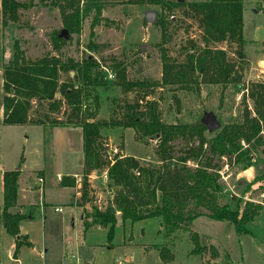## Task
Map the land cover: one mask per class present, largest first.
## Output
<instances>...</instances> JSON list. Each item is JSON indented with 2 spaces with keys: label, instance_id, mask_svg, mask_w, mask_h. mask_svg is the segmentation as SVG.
Masks as SVG:
<instances>
[{
  "label": "rangeland",
  "instance_id": "obj_1",
  "mask_svg": "<svg viewBox=\"0 0 264 264\" xmlns=\"http://www.w3.org/2000/svg\"><path fill=\"white\" fill-rule=\"evenodd\" d=\"M18 1L23 3V7L19 9L17 21L3 24L0 18L1 66L11 57L14 42L17 41L25 57L29 59L44 55H58L61 59H80L91 54L101 62V57L115 55L124 60L129 79L159 81L162 73V48L170 59L182 61L185 51L202 44V32L196 18L186 15L183 7L170 12L174 16L166 18V30L162 34L156 22L144 19L146 9L154 10L156 17L159 16L158 6L145 7L127 1H109L105 3L97 22L93 20L92 15H88L82 20L79 32L67 31L63 37L59 34L65 27L60 8L56 4L50 0ZM255 7L250 0H243L245 36L250 37L254 27L263 24L264 10L255 14ZM93 22L96 23L92 26ZM57 35L64 38V42H56L60 45L58 50L53 47L54 37ZM89 41L101 44V50L89 52ZM211 46L227 51L228 59L234 63V70L241 76V81L229 84L199 82L197 86L193 85L192 90L170 84L155 86L146 99H157L163 121H203L208 113H212L218 124L215 129L217 131L226 123L240 121L245 110L252 111L254 104L247 95L246 87L251 82H264V44H245L241 49L242 57L239 56V46L234 43L222 41ZM103 70L107 84L98 90L99 110L95 119L108 118L113 108H119L126 101L133 102L136 95L133 91L123 92L113 83V73L109 69ZM61 78H67V74L63 72ZM89 103L93 107V102ZM140 104L143 105L144 101ZM43 105L42 110L46 111V105ZM67 109L62 105L59 111L49 115L65 120ZM39 110L36 100H32L29 111L31 117L36 118ZM1 118L2 111L0 169H13L20 164L26 179L43 176L46 170L49 176L47 182H52L56 169L71 171L79 164L77 158L83 155L80 127L50 126L46 122L44 125L4 124ZM215 130H208L206 134L212 135ZM102 142L105 143V154L109 157L115 154L133 155L142 164L156 162V139H139L132 128L105 127L102 129ZM182 147L181 141L175 142L176 155L181 154ZM52 155L58 156L53 159ZM21 156L25 159L21 160ZM254 157L255 170L251 174L242 172L241 166L232 160L220 159V202H228L232 208H241L246 200L261 202L264 206V178L253 180L255 176L264 173V154L260 152L254 154ZM39 164L43 166L42 170L38 167ZM61 177L62 175L60 180ZM73 177L75 185L70 191L78 200L82 172ZM42 178L45 182L44 177ZM89 184L90 200L86 203L87 210L91 205H100L103 208L112 201L114 188L108 184L105 172H91ZM2 197L1 191L0 201ZM71 198L75 200L73 195ZM45 208L42 218L35 209L31 220H21L20 229L28 234V238L33 236L35 241L40 236L43 238L48 249L45 255L46 264H64L61 253L66 254L68 251H73L76 255L79 253L82 264H118V261L119 264H264V210L245 224L249 233L241 234L236 232L233 223L228 220H216L206 215L195 218L191 228L198 230L200 235L203 251L199 254L191 252L193 242L188 232L179 230L176 234L165 236L159 217L120 222L116 224L112 237L108 239L106 227L93 226L84 229L77 213L68 215L69 207H64L62 212L54 211L48 206ZM78 237L81 240L77 239ZM62 238L66 240V247L62 244ZM215 238L222 246L217 248L218 256L209 249ZM10 239L11 236L0 238V264L4 263L1 255L5 254ZM75 245L77 249H74ZM130 252L135 255L131 262L127 259Z\"/></svg>",
  "mask_w": 264,
  "mask_h": 264
},
{
  "label": "trees",
  "instance_id": "obj_2",
  "mask_svg": "<svg viewBox=\"0 0 264 264\" xmlns=\"http://www.w3.org/2000/svg\"><path fill=\"white\" fill-rule=\"evenodd\" d=\"M60 8L65 29L69 33L79 32L82 20L92 15L97 20L106 2L127 1L145 7L158 6L156 24L162 34L166 30V18H172L174 9L183 7L186 15L195 17L201 28L200 46L185 51L182 61L172 60L165 49H161L162 73L159 81L129 79L124 60L115 55L101 57L85 55L80 59H61L58 55H44L35 59L25 57L17 41L14 42L11 57L0 65V111L4 124H42L50 126L74 125L81 128L83 169L79 199L76 203L84 206L89 199V175L103 171L108 184L114 188L112 201L103 208L91 205L83 210L84 229L92 225L107 228L110 239L116 224L129 220L142 221L159 217L163 233L169 237L179 230L189 233L193 242L192 253H201L203 246L200 235L191 228L192 222L200 215L233 223L237 233H249L245 224L263 208L261 202L246 200L242 207H230L220 202L222 188L220 159L226 158L247 168L254 164V154H264V82H251L246 87L254 107L245 110L242 119L222 125L212 135L203 121L167 123L161 117L159 103L147 98L155 86L166 84L192 90L199 82L238 83L241 76L234 70L235 65L228 59L224 48L213 47L218 42L234 43L241 50L249 41L243 36V0H50ZM264 0H257L256 8L263 9ZM23 3L18 0H0V18L3 24L17 21ZM97 22V21H96ZM93 22L92 26L96 23ZM63 37H54L53 47L59 49ZM89 52H99L102 45L94 41L87 43ZM108 62V63H107ZM106 64V65H105ZM114 75L113 83L123 92L133 91V102L126 101L119 108H113L108 118H96L99 110L98 90L106 86L103 70ZM70 71L73 74L70 75ZM67 78L62 79V73ZM59 92V96L56 93ZM32 100L39 106V115L31 117ZM90 101L93 102L91 107ZM144 101L141 105L140 102ZM46 105L45 110L42 108ZM65 105V120L50 117ZM105 127L132 128L139 139H156V162L142 164L133 155L105 154L102 129ZM183 147L176 155L175 142ZM21 160L23 157H20ZM17 168L2 173L3 200L0 205V224L5 233L14 237L13 254L23 244H30L20 233L19 223L30 218V213L12 210L17 204ZM264 178V173L255 176ZM71 175H62V186H74ZM116 215L119 219H116ZM209 249L218 256L214 245ZM228 256V255H227Z\"/></svg>",
  "mask_w": 264,
  "mask_h": 264
},
{
  "label": "crops",
  "instance_id": "obj_3",
  "mask_svg": "<svg viewBox=\"0 0 264 264\" xmlns=\"http://www.w3.org/2000/svg\"><path fill=\"white\" fill-rule=\"evenodd\" d=\"M250 1L256 5L257 0H250ZM260 10H264V5H263V9H257L255 7V9L253 10V13L258 14ZM262 23H263L262 25H256L254 27L253 32L252 34H250V37H249V36L244 35V22H243L244 38L249 41H264V21ZM80 133H81V130H80ZM82 154H83V151H82ZM52 156H53V159L54 158L56 159L58 155H52ZM77 160L79 161V164H76L77 166L74 165L76 167L72 169L71 171H65L64 169H59V168L56 169L52 182L51 181L47 182V180H49L48 179L49 176L47 174L48 172L44 169L45 171L43 172V176H40V177L41 178L44 177L46 181L44 182L43 180L41 185L38 183L39 177L35 179L34 178L26 179L27 177H25L23 173L24 169L19 164L20 174L18 176V198H17V204L15 207H13L12 210H17L19 212H24V213H30L32 216L28 219L31 220L34 217L35 209L39 212L42 218L45 212L46 206L52 207L53 210L57 212H62L64 211V207H69L70 209L68 211V215L72 216L77 213L78 217L83 222V215H84L83 210L84 208H87V205L85 204L84 206H80L76 203V199H75L76 195L72 194L70 191V189L74 186H62L60 184L61 175L78 176L81 174L82 168H83V155H79ZM38 167L40 168V170H42L43 168V166H40V164ZM8 169L9 168L0 169V181H1L0 192L3 191L2 173L4 170H8ZM253 170H255V168L253 165H251V166H248L247 168H243L242 172H244L245 174H251ZM72 195H73V198L75 199L74 201L71 200ZM2 200H3V197H2ZM1 204H2V201H0V205ZM55 207H61L62 209L55 210L54 209ZM262 210H264V206L261 209V211ZM21 222L22 221H20L19 223V228L21 226ZM93 226H98V225H92L90 227H93ZM20 233L26 236V241H29L30 244L28 245L23 244L22 246H20L18 252L16 254H13V249H14V244H15L14 237L5 233L2 225L0 224V238H4L5 236H11L10 244L6 248L5 254H3L4 256L1 255V257L4 260V263L2 264H46L45 255L48 249L44 245L43 238L40 236V238H37L38 240L36 239L35 241V238L33 236L28 238V234L22 232L21 229H20ZM77 239L81 240L79 237ZM61 241H62V244H64V247H66L65 238H62ZM212 245H214L216 248L222 247L221 243H219V241L216 238L214 239ZM74 249H77L76 245L74 246ZM143 253L144 252L142 250V254ZM61 255H62L61 258L62 257L64 258V262H63L64 264H68V263L82 264L83 262L81 255H79L78 253L79 255L78 256L73 251L71 252L68 251L66 254L62 252ZM139 256L141 255L139 254ZM134 257L135 255H133L132 252H130L127 255V259L130 262L134 259ZM119 263L120 261H118V264Z\"/></svg>",
  "mask_w": 264,
  "mask_h": 264
},
{
  "label": "water",
  "instance_id": "obj_4",
  "mask_svg": "<svg viewBox=\"0 0 264 264\" xmlns=\"http://www.w3.org/2000/svg\"><path fill=\"white\" fill-rule=\"evenodd\" d=\"M144 19L147 20V21H150V22H155L156 19H157L156 15H155V11L152 10V9H146L144 11ZM66 32H67V29L64 28V29L61 30L59 35L64 37L66 35ZM70 73L72 74L73 71H71ZM57 95H59V92L56 93V96ZM203 121L206 124L208 130H210V131L215 130L217 128V126H218V124L216 123L212 113H208L206 115V118H204ZM116 219L117 220L119 219L118 215H116Z\"/></svg>",
  "mask_w": 264,
  "mask_h": 264
},
{
  "label": "built area",
  "instance_id": "obj_5",
  "mask_svg": "<svg viewBox=\"0 0 264 264\" xmlns=\"http://www.w3.org/2000/svg\"><path fill=\"white\" fill-rule=\"evenodd\" d=\"M110 74V73H109ZM43 182V179L41 177L38 178V183L41 185ZM55 210H61L62 208L61 207H55L54 208Z\"/></svg>",
  "mask_w": 264,
  "mask_h": 264
}]
</instances>
